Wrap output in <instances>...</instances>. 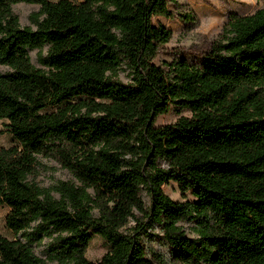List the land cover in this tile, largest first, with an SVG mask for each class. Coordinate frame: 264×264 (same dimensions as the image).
<instances>
[{
  "label": "trees",
  "instance_id": "1",
  "mask_svg": "<svg viewBox=\"0 0 264 264\" xmlns=\"http://www.w3.org/2000/svg\"><path fill=\"white\" fill-rule=\"evenodd\" d=\"M17 4L39 7L35 30ZM168 6L0 0V121L14 141L0 148V207L15 236H0V264H164L141 243L153 229L171 264H264V8L230 14L199 62L160 68L172 33L154 21L173 18ZM46 46L37 69L28 52ZM172 107L191 116L156 128ZM39 157L73 179L53 189L59 200L28 181ZM169 183L193 201L170 200ZM94 237L107 252L91 262ZM43 239L45 260L32 252Z\"/></svg>",
  "mask_w": 264,
  "mask_h": 264
},
{
  "label": "rangeland",
  "instance_id": "2",
  "mask_svg": "<svg viewBox=\"0 0 264 264\" xmlns=\"http://www.w3.org/2000/svg\"><path fill=\"white\" fill-rule=\"evenodd\" d=\"M56 2L58 0H50ZM72 3H78L79 0H69ZM169 3L168 9L172 14L171 20L158 19L155 20V25H162L169 29L172 33L170 42L161 47L154 64L160 68L175 61H185L190 64L199 62V58L209 49V47L218 40L224 26L228 21L230 14L238 16L252 15L257 10L264 8V0H167ZM12 11L19 20V26L23 29L29 28L35 30L31 18L38 14L39 7L36 5L17 4L12 7ZM48 47H44L40 52L37 50L29 51L32 65L37 69H43L39 65V58L45 57ZM8 70L0 67V74L6 73ZM116 80L123 85L129 84L130 79L127 72L120 71ZM191 113L187 110H178L172 107L170 113L166 116L156 119L154 126L161 127L173 125L180 117H190ZM7 123L0 121V148H8L14 144L12 136L6 128ZM28 181L40 189L51 190V195L55 200H59V196L53 189L60 182H73L70 174L64 170L58 163L37 158L36 172L33 176L28 177ZM164 195L176 203L185 201H193L190 196L183 199L175 184L169 183L162 187ZM142 201L146 208L149 207V197L145 192L142 193ZM7 214V209L0 207V236L7 239H13L15 236L8 232L4 225V218ZM96 216L97 212L94 210ZM130 223L128 227H132ZM192 220H187L180 223L185 236L189 239L195 238L194 226ZM151 236L142 238L148 257L151 259L153 255L163 257L164 264H171L170 248L161 240V235L158 229L151 231ZM22 239V238H20ZM49 243L48 239H43L32 245V252L35 257L45 260L46 249ZM106 248L101 239L94 237L90 241L85 257L88 261H99L106 253Z\"/></svg>",
  "mask_w": 264,
  "mask_h": 264
}]
</instances>
